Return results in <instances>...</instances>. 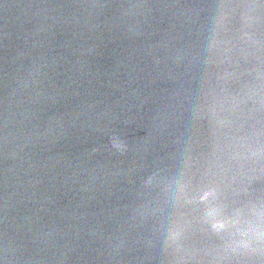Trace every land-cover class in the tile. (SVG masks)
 Masks as SVG:
<instances>
[{
  "label": "water",
  "instance_id": "water-1",
  "mask_svg": "<svg viewBox=\"0 0 264 264\" xmlns=\"http://www.w3.org/2000/svg\"><path fill=\"white\" fill-rule=\"evenodd\" d=\"M261 12L0 0V264H262Z\"/></svg>",
  "mask_w": 264,
  "mask_h": 264
},
{
  "label": "snow or ice",
  "instance_id": "snow-or-ice-1",
  "mask_svg": "<svg viewBox=\"0 0 264 264\" xmlns=\"http://www.w3.org/2000/svg\"><path fill=\"white\" fill-rule=\"evenodd\" d=\"M249 7L264 9V0H249ZM248 20L253 23L264 24V12H261L258 16L249 15ZM259 217V228L254 229V233L250 235V238L243 241L233 250L237 257L256 254L264 258V197H261ZM262 264H264V259H262Z\"/></svg>",
  "mask_w": 264,
  "mask_h": 264
}]
</instances>
